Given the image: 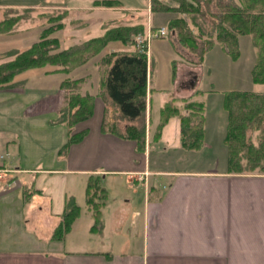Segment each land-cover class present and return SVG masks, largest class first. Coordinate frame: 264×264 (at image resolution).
<instances>
[{"label":"crops","instance_id":"1","mask_svg":"<svg viewBox=\"0 0 264 264\" xmlns=\"http://www.w3.org/2000/svg\"><path fill=\"white\" fill-rule=\"evenodd\" d=\"M72 2L0 0V20L8 12L44 8L63 14L64 27L76 19H90V14L100 34L110 26L131 24L143 25L146 35L155 24L148 3L96 7ZM159 40L164 39H154L150 45ZM243 41L240 37L241 55L236 61L215 45L205 53L198 71L178 63L174 79V48L168 43L166 50L151 53L144 151H137L133 140L101 131L104 103L96 95L99 86L90 78L84 82L89 86L83 84L81 90L95 96L93 113L73 127V132L86 130V134L63 155L59 150L67 139V123L60 84L73 71L40 72L39 81L57 76L51 89L29 88L27 71L16 75L11 87L0 88V155L6 169L0 181V264H264V173L227 172V148L222 141L226 112L222 95L211 87L214 67L208 63L216 53L221 62L236 64L242 58ZM134 50L110 41L98 55ZM161 60L170 65L169 76L159 72ZM184 99L204 104L200 149L211 150L213 141L224 146L221 169L213 168L214 163L175 169L151 161L155 153H171L179 159L195 150L181 146L178 115L169 117L160 137L153 140L163 104L174 100L186 113ZM89 175L100 176L99 184L107 191L99 228L92 227L94 214L86 202ZM159 177L164 181H157ZM12 180L14 184L6 185ZM70 196L80 212L63 238L56 239L53 231ZM124 207H129L127 213Z\"/></svg>","mask_w":264,"mask_h":264},{"label":"trees","instance_id":"2","mask_svg":"<svg viewBox=\"0 0 264 264\" xmlns=\"http://www.w3.org/2000/svg\"><path fill=\"white\" fill-rule=\"evenodd\" d=\"M176 2L170 6L166 0H150L152 11H175L180 15L169 20L168 31L189 52L197 54L202 62L204 54L218 41L222 49L235 61L239 57L237 37L250 34L256 50L255 61L251 68V80L255 84H264V0H167ZM119 0H93V6L115 7ZM212 7V8H210ZM213 10V11H210ZM182 14L190 15L191 23L197 28L195 34ZM210 16L205 26L203 18ZM63 16L50 17L61 20ZM200 17V18H199ZM202 18V19H201ZM0 21V33L10 31L16 18ZM201 21V22H199ZM62 25L47 26L41 30L39 39L29 47L16 51L9 50L6 55L12 59L0 63V86H10L13 78L28 69L55 65L52 72L68 74L72 69L83 65L97 55L110 41H119L133 46V52L110 51L100 60L108 71L100 81L96 95L104 103L101 131L110 132L123 139L133 140L137 151L145 149V114L147 107V54L135 48L137 37L144 34L143 25L118 24L110 26L98 35L64 49H59V41L50 35ZM144 36V35H143ZM141 36V37H143ZM206 37V38H204ZM197 51V53L195 52ZM175 61L171 63V77L175 78ZM85 78L66 77L60 87L69 93L67 101V139L59 150L65 154L73 143L79 142L86 130L73 132L78 122L91 117L95 96L82 93ZM174 100L166 101L160 109L159 122L153 134V140L160 137V131L168 118L178 115L180 118V143L185 149H197L203 142V110L201 101L184 99L181 113ZM221 104L226 112V124L223 144L227 148V172L243 173L255 169L264 170V93L245 90L224 91ZM124 122V123H123ZM260 130L258 145L251 141L248 131ZM59 154V155H60ZM100 176L89 175L85 188L86 202L93 210V228L101 224L100 207L104 204L107 191L99 184ZM79 206L75 199L66 198L61 221L53 231V237L62 239L70 230L72 222L78 217Z\"/></svg>","mask_w":264,"mask_h":264},{"label":"rangeland","instance_id":"3","mask_svg":"<svg viewBox=\"0 0 264 264\" xmlns=\"http://www.w3.org/2000/svg\"><path fill=\"white\" fill-rule=\"evenodd\" d=\"M120 1H121V3L118 7H120L122 5L124 7H140L141 5H145L146 3H148L151 13L154 14V19H155L154 23L155 24L151 25L149 27L151 37H148V40L146 43L147 48L145 49L146 54H147L148 66L150 63L151 53L155 54V53H157V51L162 50V48L166 50V46L169 43L175 50V55H174L175 60H173L176 62V63H174L175 64V71H176L178 63H179V66L182 63L185 65L188 64L191 67H195L196 71H198V67L202 64L204 57H203L202 62H199L197 54H195L191 51L189 52L187 49L182 47L180 45V43H178L177 39L172 34L169 35V31H168L169 30L168 29L169 20L176 17L177 15L179 16L180 15L179 13H177L175 11H155L154 12L150 8V0H120ZM214 1H216V0H214ZM166 2L169 3L170 6H176L177 5L176 2H171V1L169 2L167 0H166ZM72 3H73V5H80V6H82V5H93L92 0H73ZM210 8H212V7H210ZM130 9L134 10V8H130ZM133 10H131V11H133ZM131 11L128 10L129 13H131ZM210 11H213V10H210ZM76 12L82 13L83 11H76ZM104 14L105 13L103 12V15ZM88 15H89L90 19H87V20H85V19H78L77 20L76 19V20H73V22L70 25H67L66 27H64L62 24L63 23V17L61 20H59V19H57V20L54 19L51 21L49 20L50 17L63 16V14H61V13L58 14L57 12H52V11L50 12L44 8H37L35 10L34 9L31 10V9L27 8V9L16 10L13 12L5 13L3 19L7 18L8 20H10L9 18L15 17L16 21L11 25L9 32L0 33V63L7 61L8 59H12V56L6 55L7 51H9V50L19 51V50H22V49L29 47V45L31 43L37 41L39 39V34H40L41 30H43L47 26H55V25L57 26L59 24L62 25L59 29L55 30L50 35L51 37H56L58 39L59 49H64V48H67V47L74 45V44H80L81 41H83L85 38L100 35L101 32L98 29L97 25H95L96 19L91 18L92 15H90V14H88ZM95 15H97V14H95ZM182 15L184 16L187 23L189 24L188 26L190 27V29L196 34L198 30L191 23L190 15H187V14H182ZM75 17H79V15L75 14ZM2 20H0V21H2ZM210 20H213V19H211L210 16H205V19L203 18V22H204L205 26L208 28L207 30L211 29V25L208 23V21H210ZM199 22H201V21H199ZM39 24H41V25H39ZM47 24H49V25H47ZM161 27H163L166 30L165 34L163 36H160V37L159 36H153L157 32V30ZM8 35H10V36H8ZM141 36H143V35H141ZM240 37H244L243 43H245L246 45L243 44L242 58L236 64L230 65L223 60L222 61L225 63L221 62V58H219L218 54H216V53H212L209 56L210 59H209L208 63L213 65V67H214L212 72H211L212 74L210 76V78H211L210 82H212L211 87L216 89L215 91H218V92H215V94L220 93L222 95V93L224 91H229V90H245V91H250V92H255V93H264V84H255L251 80L250 71H251V68H252L254 61H255V52H256V50L253 46L252 37L250 34L238 35L237 44H238V49H239V56L241 55L240 48H239V38ZM204 38H206V37H204ZM154 39H164V40L154 41L150 45L151 41ZM117 44H120V43H117ZM215 45L220 46V48L222 49V46L220 43H218V41L215 42L212 45V47ZM110 48H112V47H110ZM135 48L138 49V46H136V44H135ZM222 51L224 53H226L223 49H222ZM195 52L197 53V51H195ZM98 54L95 55L94 57H92L91 59H89L87 62H85L83 64L84 67L82 69H77L80 66L72 69L71 71H73V72L69 75V78H72V79L85 78L84 82L91 79L94 83H96L95 86L98 87L100 85V81L104 78V76L106 75V72L108 71V68L106 67V65H104L100 60V58L103 55H98ZM227 55L229 56V54H227ZM188 58H189V60H188ZM252 58H254V60H252ZM56 67L57 66H55V65H45L42 67L32 68V70L28 69L29 71L28 70L23 71V72L27 71V73H25L26 74L25 76L29 77V83L27 86H29V88H34L36 90L53 88L52 86L55 85L54 81H57V76L52 75V76L47 77V79H44L43 81H39L41 78L40 72L47 73V74L48 73H57V72L51 71V70L55 69ZM249 67H250V70H249ZM35 69L38 71H35ZM158 69L162 75H164V73L166 72L167 75L169 76L170 65L168 64V62L165 63L163 60H161L158 63ZM182 70H183V73H185L187 69L183 68ZM23 72H21V73H23ZM21 73H19V74H21ZM19 74H17V75H19ZM175 76H176V72H175ZM84 82L82 83V84H84V86H86V87L89 86L88 82L87 83H84ZM90 83H91V81H90ZM3 87L4 86H0V88H3ZM7 87H11V85L7 86ZM64 93H65V95H64V97H65V104H64L65 108L62 109L61 111L63 112L62 113L63 115L67 116V101H68L69 93L66 89H64ZM213 98H215V97H213ZM203 116H204V112H203ZM203 123H204V119H203ZM224 132H225V129H224ZM247 134L251 138V141L254 144L258 145L260 143V140H261L259 137V136H261L260 130H255V131L249 130ZM212 143H213V148L211 150H209V149L205 150L203 148L200 149V147H199V148L195 149L193 152L187 151L186 153L181 155L179 157V159H177V157L171 153L165 154V155H160V154L155 153V154L151 155V161L153 162V164L158 161V163L164 164V165H166V167H173L175 169H182V168L186 169V167H189V165H191V167H193L195 169L196 166H198V165L207 167V166H211V164L214 163L213 168L219 170L225 164V159H224V156L221 152V151H223L224 146L219 147L215 141H213ZM61 148H63V147H61ZM159 156H161V157L158 158ZM156 158H158V159H156ZM0 161H3V158L0 159ZM263 164H264V162H263ZM5 172L0 173L1 182L4 180ZM243 173H253V174L264 173V170L261 171V170L255 169L251 172H245L244 171ZM161 180L164 181V178L162 177V179H160V177H159L157 179V181H160V183H161ZM14 183H15V181L12 180V181L6 183V185L9 186V185L14 184ZM136 194L138 195L139 192H137ZM128 208L129 207H124L123 213H127L129 211Z\"/></svg>","mask_w":264,"mask_h":264},{"label":"built area","instance_id":"4","mask_svg":"<svg viewBox=\"0 0 264 264\" xmlns=\"http://www.w3.org/2000/svg\"><path fill=\"white\" fill-rule=\"evenodd\" d=\"M165 32H166V30L163 28V27H161V28H159L158 30H157V32L155 33V35H153V36H163L164 34H165ZM148 37H151V35H150V30L148 31V33L146 34V35H144L143 37H141V36H138L137 37V41H136V46H138V49L139 50H142V51H144L146 48H147V46H146V43H147V40H148ZM3 158V156L2 155H0V159H2ZM6 171V169H5V167L3 166V163H2V161H0V173L1 172H5ZM1 179V178H0ZM1 181V180H0Z\"/></svg>","mask_w":264,"mask_h":264}]
</instances>
